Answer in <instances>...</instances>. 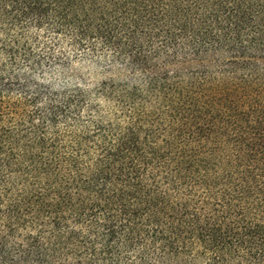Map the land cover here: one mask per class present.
Returning a JSON list of instances; mask_svg holds the SVG:
<instances>
[{
	"label": "trees",
	"instance_id": "16d2710c",
	"mask_svg": "<svg viewBox=\"0 0 264 264\" xmlns=\"http://www.w3.org/2000/svg\"><path fill=\"white\" fill-rule=\"evenodd\" d=\"M0 264H264V0H0Z\"/></svg>",
	"mask_w": 264,
	"mask_h": 264
},
{
	"label": "rangeland",
	"instance_id": "374dc122",
	"mask_svg": "<svg viewBox=\"0 0 264 264\" xmlns=\"http://www.w3.org/2000/svg\"><path fill=\"white\" fill-rule=\"evenodd\" d=\"M104 68L105 66L103 65V63H97V62H89V61H84V62H80L79 64L76 65L75 70L78 71V73H81L82 75H86L88 77H90L91 80H97V79H101L102 77V73H104ZM57 80L55 81V84H61L62 82H64V79H62L60 76H57ZM65 81L68 82H74L76 81L71 80L70 79H65Z\"/></svg>",
	"mask_w": 264,
	"mask_h": 264
}]
</instances>
